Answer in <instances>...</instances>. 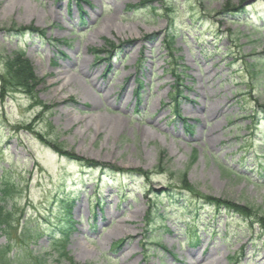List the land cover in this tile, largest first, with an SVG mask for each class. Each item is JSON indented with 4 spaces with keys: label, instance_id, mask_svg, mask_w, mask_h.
Returning <instances> with one entry per match:
<instances>
[{
    "label": "rangeland",
    "instance_id": "1",
    "mask_svg": "<svg viewBox=\"0 0 264 264\" xmlns=\"http://www.w3.org/2000/svg\"><path fill=\"white\" fill-rule=\"evenodd\" d=\"M0 190L30 263L264 264V0H0Z\"/></svg>",
    "mask_w": 264,
    "mask_h": 264
},
{
    "label": "trees",
    "instance_id": "2",
    "mask_svg": "<svg viewBox=\"0 0 264 264\" xmlns=\"http://www.w3.org/2000/svg\"><path fill=\"white\" fill-rule=\"evenodd\" d=\"M240 9H241V7H238V9L237 8H234L232 10V12L235 11L237 14H239V12H240L239 10ZM226 11H229V10H226ZM42 32L43 31H39V33H41V34H42ZM17 55H18V58L11 59V61L10 60H7L6 63H5V67L7 69L6 70V77H8V79L10 77L11 78H14L13 79L14 82L13 81L12 82H6V84H5V81H4V78H3L2 85H4V87H6L7 86V83H8V85H12V86L14 85L17 88H23L24 87L25 90L29 94H31L32 93V88H33L32 86L34 85L33 82H31V80L33 79L32 78L33 76L31 74L26 73V70L24 71V66H23V64H24V62H23L24 57L23 56L24 55H23V52H18ZM91 167H93V166H91ZM10 186H12V185L10 184L9 187ZM7 191L8 190H6V191L0 190V195L2 197L6 198L5 196L7 194ZM191 196H193V200L191 201L190 204H191V206H194L195 207L194 208V211H198L200 209H203L200 206L201 205L200 204L201 201H198V202L196 201V200H200V199H197V197L194 196V195H191ZM2 197H0V217L2 216V219H3L4 218V216H3L4 209H3V207H1V203L4 202V201H3ZM201 203L204 204L206 202L203 201ZM0 225H1V220H0ZM188 231H190L189 230V227H188L187 233H188ZM65 232H68V229H66ZM65 232L62 231L61 233H59L58 238L59 239H63L64 237H66L64 235ZM10 251H11L10 248H8L7 246H4V247H1L0 248V264H43L42 262H40L39 260H37L36 257L33 258L35 260L32 263H30V261H28L27 259L22 258V257L21 258H14L10 254ZM59 251H61V249ZM68 264H73V263L70 261V262H68Z\"/></svg>",
    "mask_w": 264,
    "mask_h": 264
},
{
    "label": "bare ground",
    "instance_id": "3",
    "mask_svg": "<svg viewBox=\"0 0 264 264\" xmlns=\"http://www.w3.org/2000/svg\"><path fill=\"white\" fill-rule=\"evenodd\" d=\"M205 76V78L207 79V74H205L204 75ZM204 78V79H205ZM84 98L85 99H88L89 97H87L86 98V96H84ZM34 104H35V102H33ZM210 134H213L212 132H210ZM128 220V219H127ZM126 222V221H125ZM117 233V232H116ZM116 233H113V235H115ZM118 233H120V234H126V233H129L128 231H123V230H119L118 231ZM108 238H110V237H108ZM205 250L202 252V255L201 256H196V254L195 253H192V251H191V253H190V259L188 260V261H186V262H183V263H181V264H205V261H204V259H205V257H204V255H205Z\"/></svg>",
    "mask_w": 264,
    "mask_h": 264
}]
</instances>
